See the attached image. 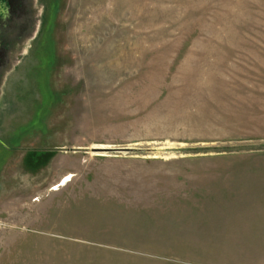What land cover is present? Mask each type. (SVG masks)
Returning a JSON list of instances; mask_svg holds the SVG:
<instances>
[{
    "label": "rangeland",
    "instance_id": "rangeland-1",
    "mask_svg": "<svg viewBox=\"0 0 264 264\" xmlns=\"http://www.w3.org/2000/svg\"><path fill=\"white\" fill-rule=\"evenodd\" d=\"M0 264H264V0H9Z\"/></svg>",
    "mask_w": 264,
    "mask_h": 264
},
{
    "label": "flooded vegetation",
    "instance_id": "flooded-vegetation-1",
    "mask_svg": "<svg viewBox=\"0 0 264 264\" xmlns=\"http://www.w3.org/2000/svg\"><path fill=\"white\" fill-rule=\"evenodd\" d=\"M9 3H10L9 0H0V17H3L2 12H5V13L7 12Z\"/></svg>",
    "mask_w": 264,
    "mask_h": 264
}]
</instances>
